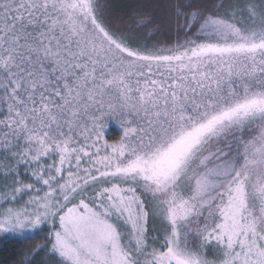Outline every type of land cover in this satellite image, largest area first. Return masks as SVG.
I'll return each instance as SVG.
<instances>
[{
    "label": "snow or ice",
    "instance_id": "1",
    "mask_svg": "<svg viewBox=\"0 0 264 264\" xmlns=\"http://www.w3.org/2000/svg\"><path fill=\"white\" fill-rule=\"evenodd\" d=\"M128 7L0 0V234L38 240L20 264H264V0Z\"/></svg>",
    "mask_w": 264,
    "mask_h": 264
},
{
    "label": "trees",
    "instance_id": "2",
    "mask_svg": "<svg viewBox=\"0 0 264 264\" xmlns=\"http://www.w3.org/2000/svg\"><path fill=\"white\" fill-rule=\"evenodd\" d=\"M142 3L135 0H113V5L117 8H122L125 11L131 12L138 8H129V5H136ZM115 137V134L113 135ZM112 137V138H113ZM111 138V137H110ZM44 233H35L36 236L43 235ZM31 237V236H30ZM38 242L36 239L22 238L17 236H3L0 239V264H20L23 259V254L31 251L35 244ZM46 259L44 254L36 257L35 264H40V261Z\"/></svg>",
    "mask_w": 264,
    "mask_h": 264
},
{
    "label": "rangeland",
    "instance_id": "3",
    "mask_svg": "<svg viewBox=\"0 0 264 264\" xmlns=\"http://www.w3.org/2000/svg\"><path fill=\"white\" fill-rule=\"evenodd\" d=\"M135 1H141L142 3L147 2V0H135ZM152 2L155 3V2H158V0H152ZM136 10H139V9H136ZM122 133H123V129L116 123V121L111 119V118H108L106 128L104 129L105 138L109 141L115 140L118 137H120L122 135ZM114 134H115V137H113ZM26 235L28 237H30L33 234L27 233ZM3 236L8 237V236H16V235H14V234H0V239H2ZM17 237L25 238L24 236H17Z\"/></svg>",
    "mask_w": 264,
    "mask_h": 264
}]
</instances>
